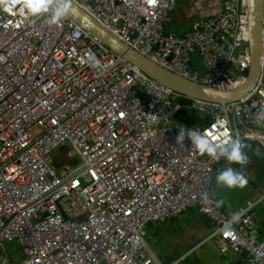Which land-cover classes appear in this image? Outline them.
Wrapping results in <instances>:
<instances>
[{"label": "built area", "instance_id": "1", "mask_svg": "<svg viewBox=\"0 0 264 264\" xmlns=\"http://www.w3.org/2000/svg\"><path fill=\"white\" fill-rule=\"evenodd\" d=\"M70 1L176 76L215 89L246 80V0H224L183 34L166 29L178 0ZM262 54L264 62V5ZM184 109L203 114L205 122L188 129L213 142L227 131L264 147L262 74L237 101L189 99L69 17L33 23L16 0H0V264H10L6 243L20 247L18 264H163L146 246L145 229L189 209L211 223L220 253L236 249L242 264H264V239L252 235L262 197L233 213L215 205L209 191L225 160L199 154L187 137L175 143L181 126L173 117L186 120ZM60 148L79 165L57 169Z\"/></svg>", "mask_w": 264, "mask_h": 264}, {"label": "crops", "instance_id": "2", "mask_svg": "<svg viewBox=\"0 0 264 264\" xmlns=\"http://www.w3.org/2000/svg\"><path fill=\"white\" fill-rule=\"evenodd\" d=\"M223 2L224 0H178L177 8L171 15L170 28L167 30L183 34L193 21L216 15L221 10ZM263 72L264 65L262 77ZM262 80L264 82V78ZM243 142L248 145L245 151L249 156V163L243 169L247 184L244 187L232 189L216 185L217 173L229 166L225 160L213 175L209 193L215 205L228 213L236 212L244 208L248 202L259 200L262 197L254 207L256 221L252 228V235L255 239L262 240L264 239V147L250 140ZM60 149L66 152L65 148ZM60 149L53 157V164L57 169L67 165L65 163L67 155ZM231 166L240 169L239 165ZM211 230L212 225L207 219L194 209H189L173 220L148 225L143 238L148 249L163 264L176 261L179 264H242L245 255L240 250L230 249L224 254L219 252L214 240L209 239ZM5 249L10 264H18L21 258L20 247L15 243H6Z\"/></svg>", "mask_w": 264, "mask_h": 264}, {"label": "water", "instance_id": "3", "mask_svg": "<svg viewBox=\"0 0 264 264\" xmlns=\"http://www.w3.org/2000/svg\"><path fill=\"white\" fill-rule=\"evenodd\" d=\"M54 2L63 4L65 0H54ZM67 4L69 6L67 17L83 30L97 38L111 51L134 65L149 78L186 98L220 103L222 105L234 102L248 95L262 74L261 67L264 63L262 54L263 0H246L245 12L247 14L248 42L244 46L247 45L249 47L250 65L247 69L240 71V74L246 77L245 82L238 87L229 89H215L176 76L118 41L70 0H67ZM197 115L203 117L202 113Z\"/></svg>", "mask_w": 264, "mask_h": 264}, {"label": "clouds", "instance_id": "4", "mask_svg": "<svg viewBox=\"0 0 264 264\" xmlns=\"http://www.w3.org/2000/svg\"><path fill=\"white\" fill-rule=\"evenodd\" d=\"M16 2L20 4V10L25 18L33 23L47 16L49 24L58 25L68 15L67 0L63 4H56L54 0H16ZM152 119L155 120L156 116L152 115ZM186 137L199 154H206L217 161L221 159L227 161L229 166L216 175L215 183L218 187L232 189L247 184L243 169L249 163V156L245 151L248 145L241 139L233 138L225 131L218 142H213L206 134L181 127L178 129L175 143L183 144ZM233 164L239 165L240 169L233 168L231 166ZM202 199L207 200L206 193L202 195Z\"/></svg>", "mask_w": 264, "mask_h": 264}, {"label": "rangeland", "instance_id": "5", "mask_svg": "<svg viewBox=\"0 0 264 264\" xmlns=\"http://www.w3.org/2000/svg\"><path fill=\"white\" fill-rule=\"evenodd\" d=\"M170 28V24H167V26H166V29H169ZM179 31H181V30H179ZM264 78V72H263V77H262V79ZM184 103H185V105H186V107L188 106V102H187V100L186 99H183L182 100ZM182 113L186 116V120H182L181 119V121H179L178 120V117L177 116H174L173 117V121L174 122H176L175 124H174V126H177V125H182L181 127H183V126H186V124H192V122H193V117H194V115H192V111H190L189 109H184L183 111H182ZM197 115V114H196ZM180 122V123H179ZM37 132H33L32 134L33 135H35ZM57 152V151H56ZM56 152H54L55 154H56ZM65 154H66V152H65ZM65 163H67V165H65L66 167H68V168H70V169H72V168H74L75 166H78L79 165V158L77 157V155L76 154H74V153H72L71 155H68L67 156V159H65Z\"/></svg>", "mask_w": 264, "mask_h": 264}, {"label": "trees", "instance_id": "6", "mask_svg": "<svg viewBox=\"0 0 264 264\" xmlns=\"http://www.w3.org/2000/svg\"><path fill=\"white\" fill-rule=\"evenodd\" d=\"M192 115H194V117H193L194 120H193L192 124H186V126H183V127L190 128V127H192L194 125V123L202 124V123L205 122V120L199 119V117L196 115V113L193 112ZM178 120L181 121V118H179ZM60 150H63V153H65V150L64 149H60ZM56 166H59V165L56 164Z\"/></svg>", "mask_w": 264, "mask_h": 264}]
</instances>
